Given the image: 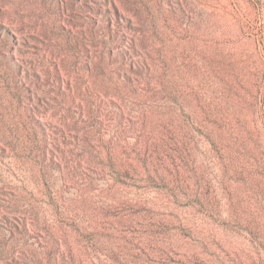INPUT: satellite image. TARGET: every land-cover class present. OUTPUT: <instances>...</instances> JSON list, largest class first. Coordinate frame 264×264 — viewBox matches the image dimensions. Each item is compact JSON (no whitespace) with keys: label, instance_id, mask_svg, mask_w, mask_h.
<instances>
[{"label":"rangeland","instance_id":"rangeland-1","mask_svg":"<svg viewBox=\"0 0 264 264\" xmlns=\"http://www.w3.org/2000/svg\"><path fill=\"white\" fill-rule=\"evenodd\" d=\"M0 264H264V0H0Z\"/></svg>","mask_w":264,"mask_h":264},{"label":"bare ground","instance_id":"bare-ground-1","mask_svg":"<svg viewBox=\"0 0 264 264\" xmlns=\"http://www.w3.org/2000/svg\"><path fill=\"white\" fill-rule=\"evenodd\" d=\"M118 1V0H117ZM120 3V2H119ZM152 26V25H151ZM153 30V29H152ZM151 33V32H150ZM144 90V89H143ZM124 91V90H123ZM127 91V89H126ZM141 92V91H140ZM146 92V90H145ZM36 176V175H35ZM68 178V177H67ZM23 196H19V198L21 199ZM64 198V197H63ZM76 200V199H75ZM61 205H63V210L62 211H67L69 210L71 207H73L74 201H72V199L66 200L64 203H60ZM78 204L81 205L82 204V200L80 198V200L78 201ZM90 204V203H89ZM70 219V218H69Z\"/></svg>","mask_w":264,"mask_h":264}]
</instances>
